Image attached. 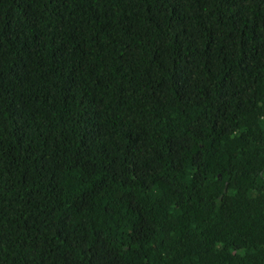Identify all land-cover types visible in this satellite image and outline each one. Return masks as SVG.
I'll list each match as a JSON object with an SVG mask.
<instances>
[{
  "label": "trees",
  "instance_id": "1",
  "mask_svg": "<svg viewBox=\"0 0 264 264\" xmlns=\"http://www.w3.org/2000/svg\"><path fill=\"white\" fill-rule=\"evenodd\" d=\"M0 264H264V0H0Z\"/></svg>",
  "mask_w": 264,
  "mask_h": 264
}]
</instances>
